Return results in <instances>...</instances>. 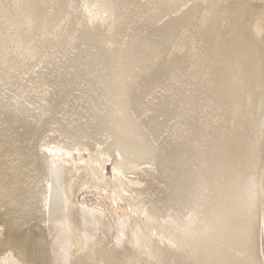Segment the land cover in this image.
<instances>
[{"label": "bare ground", "instance_id": "6f19581e", "mask_svg": "<svg viewBox=\"0 0 264 264\" xmlns=\"http://www.w3.org/2000/svg\"><path fill=\"white\" fill-rule=\"evenodd\" d=\"M264 0H0V264H264Z\"/></svg>", "mask_w": 264, "mask_h": 264}, {"label": "rangeland", "instance_id": "374dc122", "mask_svg": "<svg viewBox=\"0 0 264 264\" xmlns=\"http://www.w3.org/2000/svg\"><path fill=\"white\" fill-rule=\"evenodd\" d=\"M262 252L264 256V233H262Z\"/></svg>", "mask_w": 264, "mask_h": 264}]
</instances>
